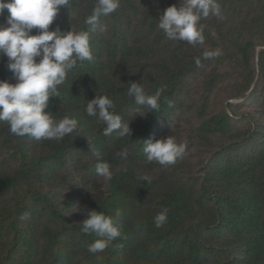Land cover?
I'll use <instances>...</instances> for the list:
<instances>
[{
    "label": "trees",
    "instance_id": "1",
    "mask_svg": "<svg viewBox=\"0 0 264 264\" xmlns=\"http://www.w3.org/2000/svg\"><path fill=\"white\" fill-rule=\"evenodd\" d=\"M217 2L222 18L202 19L205 42L193 46L169 41L157 27L178 0H121L101 18L104 30L91 34L94 60L70 72L45 109L77 118L78 129L62 141H37L0 123V264H264V126L253 133L247 115L240 129L244 104H234L264 94V0ZM94 3L71 0L49 31L86 30L82 20ZM215 49L219 57L196 66ZM7 63L0 54V79L14 83ZM231 75L236 83L225 85ZM129 82L149 95L160 90L161 110L139 116ZM97 95L113 100L128 138L119 130L103 136L106 125L84 112ZM217 99L220 111L212 107ZM167 136L185 142L186 155L173 165L147 163L143 144ZM101 162L111 180L96 173ZM117 209L122 236L90 253L97 237L81 231L87 212ZM163 209L168 220L156 227Z\"/></svg>",
    "mask_w": 264,
    "mask_h": 264
},
{
    "label": "clouds",
    "instance_id": "2",
    "mask_svg": "<svg viewBox=\"0 0 264 264\" xmlns=\"http://www.w3.org/2000/svg\"><path fill=\"white\" fill-rule=\"evenodd\" d=\"M121 0H95L90 13L82 23L86 30L62 32L58 27L49 31V25L60 9L71 0H0V15L7 10L5 25L0 26V54L7 57V68L12 73L14 83L0 79V123H6L11 134L31 137L37 141H62L78 129L77 118L64 115L56 118L45 111L51 97L60 96V86L67 82L68 75L84 62L94 60L90 47L91 34L104 30L100 20L115 12ZM210 16L221 17L217 0H178L177 4L166 7L159 15L157 27L172 42H187L203 45L205 42L202 19ZM37 30L33 34V30ZM210 35L216 36L215 31ZM219 49L205 50L195 58L197 67L203 60L221 55ZM127 96L138 106L136 113L144 117L148 113L161 110V93L157 90L149 95L143 84L129 82ZM169 106H171L169 102ZM143 109V111H141ZM84 112L96 117L106 125L102 135L109 137L119 130V138H128L131 129L115 111L113 100L107 95H97L86 103ZM187 152L185 142L178 143L173 136L148 140L143 144V157L147 163L161 166L173 165ZM125 156L126 152L119 153ZM96 173L105 180H111L112 171L107 162L96 165ZM141 181L148 177L141 175ZM80 209L76 207L78 212ZM122 213L114 215L90 210L81 222V231L95 234L97 239L87 246L90 253L104 251L115 239L122 236ZM168 220V210L156 214L153 222L161 227Z\"/></svg>",
    "mask_w": 264,
    "mask_h": 264
},
{
    "label": "rangeland",
    "instance_id": "3",
    "mask_svg": "<svg viewBox=\"0 0 264 264\" xmlns=\"http://www.w3.org/2000/svg\"><path fill=\"white\" fill-rule=\"evenodd\" d=\"M231 78L229 80L225 81V85L229 84V83H236L235 81V76L231 75ZM258 79H259V75H258ZM192 82V81H191ZM236 87V86H235ZM218 97H223V96H218ZM260 97H262L260 100H254V101H248V97L240 100V101H235L234 104L236 105H241L244 104L242 109H241V116H239V125L238 127L240 129H242L243 131H246V127H248V124L245 120V117L247 115H250V123L251 126L250 128L253 130V133L256 131L255 134H259L261 132L257 130L260 128V124L262 126H264V107H263V103H264V94H261ZM213 100V99H212ZM223 100L219 101V99H217V101H215L212 105V107L214 108V110H221L224 109L225 107L223 106ZM233 103V102H232ZM246 110V111H245ZM244 112V113H243ZM254 134V135H255ZM247 155V154H246Z\"/></svg>",
    "mask_w": 264,
    "mask_h": 264
}]
</instances>
